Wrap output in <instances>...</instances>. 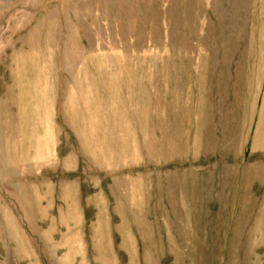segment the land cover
<instances>
[{"label":"rangeland","instance_id":"rangeland-1","mask_svg":"<svg viewBox=\"0 0 264 264\" xmlns=\"http://www.w3.org/2000/svg\"><path fill=\"white\" fill-rule=\"evenodd\" d=\"M264 0H0V264H264Z\"/></svg>","mask_w":264,"mask_h":264},{"label":"crops","instance_id":"crops-1","mask_svg":"<svg viewBox=\"0 0 264 264\" xmlns=\"http://www.w3.org/2000/svg\"><path fill=\"white\" fill-rule=\"evenodd\" d=\"M263 103H264V100H263ZM262 112L264 113V109H262Z\"/></svg>","mask_w":264,"mask_h":264}]
</instances>
